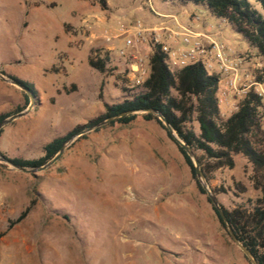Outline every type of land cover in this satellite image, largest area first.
Returning <instances> with one entry per match:
<instances>
[{
    "label": "rangeland",
    "instance_id": "rangeland-1",
    "mask_svg": "<svg viewBox=\"0 0 264 264\" xmlns=\"http://www.w3.org/2000/svg\"><path fill=\"white\" fill-rule=\"evenodd\" d=\"M149 1L0 0L14 20L0 68L41 89L55 79L57 89L55 94L43 90L42 107L35 106L3 128L1 154L9 159L40 158L47 143L101 116L105 103L122 102L137 90L117 53L123 38L108 43L105 36L114 38L121 28L132 30L140 23L153 28L161 20L156 12L175 15L199 30L205 27L214 36L222 32L215 39L240 54L257 55L241 35L205 8L161 5L159 0L156 6ZM249 1L264 12L259 0ZM33 7L41 8L32 11ZM193 15L201 21L191 23ZM67 17L74 56L60 53L63 44L54 40ZM5 23L0 19V26ZM92 55L108 57L105 72L89 66ZM3 64L10 67L2 68ZM53 64L59 73L50 69L44 75L43 69ZM23 93L0 79V115L20 112L25 107ZM221 109L225 117L233 114L225 105ZM192 126L198 129L195 120ZM85 135L53 166L36 174L17 172L0 162V234H5L0 239V264H170L156 256L163 253L172 260L177 257L172 251H183V244L190 251L201 242L211 264H251L199 191L177 145L156 121L147 122L140 114L128 126L107 124ZM196 154L203 156L201 151ZM234 160L233 169L214 172L209 182L228 210L249 207L250 200L260 197L250 181L247 159L237 155ZM32 201L36 203L29 215L10 226ZM175 261L198 264L190 257L171 264Z\"/></svg>",
    "mask_w": 264,
    "mask_h": 264
},
{
    "label": "trees",
    "instance_id": "trees-1",
    "mask_svg": "<svg viewBox=\"0 0 264 264\" xmlns=\"http://www.w3.org/2000/svg\"><path fill=\"white\" fill-rule=\"evenodd\" d=\"M162 1L182 7L195 5L205 8L212 17L223 20L233 31L241 35L250 47L256 50L258 56L264 57V12L257 11L249 0ZM259 1L264 11V0ZM107 61V56L92 55L88 59L90 67L99 72H105ZM149 64L151 72L144 86L132 90L133 93L122 102L105 103V112L101 116L47 143L40 158L10 160L22 166H42L58 153L67 139L102 120L142 109L158 110L185 144L191 146L195 152L203 153V156H199V161L208 182L214 172L223 168L233 169L235 156L242 155L247 159L252 167L250 181L253 188L260 192V197L255 201L250 200L249 207L240 206L233 210H228L223 205L222 207L237 238L251 251L258 264H264V106L261 99L250 93L240 102L236 112L225 117L217 99L218 77L210 75L202 64L172 70L166 62V54L160 44L155 45V52ZM52 71L59 72L57 68H52ZM9 76L29 89L36 99V106L40 105L39 92L33 84L13 75ZM23 94L27 107L29 98ZM139 115H124L109 125L128 126L135 122ZM141 115L147 122L156 121L167 132L189 167L199 191L206 195L196 178L193 161L185 150L173 140L157 116L150 113ZM8 116L10 114L0 115V122ZM194 120L198 125L197 130L192 126ZM2 132L3 130L0 131V135ZM81 138H86V135ZM213 192L217 194L214 189ZM208 201L210 202L209 199ZM35 203L32 201L16 220L10 222V226L22 222ZM212 209L225 229L221 216L213 206ZM4 235L0 234V239Z\"/></svg>",
    "mask_w": 264,
    "mask_h": 264
},
{
    "label": "built area",
    "instance_id": "built-area-1",
    "mask_svg": "<svg viewBox=\"0 0 264 264\" xmlns=\"http://www.w3.org/2000/svg\"><path fill=\"white\" fill-rule=\"evenodd\" d=\"M156 14L161 20L153 28H145L140 23L132 30L121 28L114 38L110 34L105 36L108 43L123 38V45L117 53L126 62L127 77L132 86L142 87L148 80L151 72L149 61L155 52V45L160 44L170 69L202 64L210 75L218 77L217 99L220 107L225 105L234 113L250 93L260 98L264 106V57L240 54L209 32L184 26L175 15ZM192 19L201 21L195 15ZM170 22L174 23L175 29ZM164 32H169L170 38L182 37L180 46L169 44Z\"/></svg>",
    "mask_w": 264,
    "mask_h": 264
},
{
    "label": "water",
    "instance_id": "water-1",
    "mask_svg": "<svg viewBox=\"0 0 264 264\" xmlns=\"http://www.w3.org/2000/svg\"><path fill=\"white\" fill-rule=\"evenodd\" d=\"M0 79L2 81H4L5 83L16 86L21 91H23L29 98V103L25 109H23L22 111H20L18 113H15V114L8 116L7 118L3 119L0 122V131H1V130H3L4 127L11 124L12 122L27 116L33 110V108L36 106V99L29 89H27L25 86H23L22 84H20L16 80H14L8 74L4 73L1 68H0ZM147 113L154 114L155 116L158 117V119L162 122V124L167 129L168 133L172 136L173 140L180 147H182L185 150V152L187 153V155L191 158V160L193 161V164H194L196 178H197L199 184L201 185V187L203 188V190L205 191L206 196L210 200L212 206L216 209V211L221 216L223 223L225 225V229L227 230L230 238L235 243V245L243 252L245 257L248 259V261L251 264H258L256 258L251 253V251L240 242V240L237 238L236 234L234 233L217 195L213 192V190L211 189V187L209 185V182H208V180H207V178H206V176L202 170V166H201V163L199 161V157L197 156L195 150L191 146L185 144L181 140V138L178 136L177 132L175 131L173 126L170 124V122L158 110L151 109V108L150 109H142V110L123 113V114H120V115H117L114 117H109L105 120H102L101 122H98V123L86 128V129L82 130L78 134L71 136L69 139H67L63 143V145L61 146L58 153L52 159H50L46 164L39 166V167H28V166H22V165L16 164L13 161H11L9 158L5 157L1 153H0V162L7 164L8 169H11V170H14L17 172H21V173H26V174H36L37 172H41V171L48 169L49 167L53 166L59 159H61V157L64 155V153L69 149V147L73 144V142L78 137L83 136L89 132H92V131H94V130L102 127V126H105V125L111 123L112 121H115L116 119H118L124 115L147 114Z\"/></svg>",
    "mask_w": 264,
    "mask_h": 264
},
{
    "label": "crops",
    "instance_id": "crops-1",
    "mask_svg": "<svg viewBox=\"0 0 264 264\" xmlns=\"http://www.w3.org/2000/svg\"><path fill=\"white\" fill-rule=\"evenodd\" d=\"M157 1L158 0H153L152 1V3H154L156 6H157ZM160 2L162 1V0H159ZM150 2H151V0H150ZM167 2H161V5H163V4H166ZM2 6H0V10L2 11V15L0 14V19L3 21V22H6L5 24H3V26H0V28L2 29V27H3V30H2V34L0 35V62L1 61H3V60H5V58H6V54H7V48H6V41H5V39H6V35L11 31V22L12 21H14V20H12L11 18H10V15H8L7 14V4L6 3H4V4H1ZM42 7V6H41ZM41 7H33L32 8V11H35L37 8H41ZM186 7V6H185ZM34 13V12H33ZM166 14V13H165ZM210 15V14H209ZM211 16V15H210ZM68 17H69V14H68ZM68 17L66 18V20H64V21H62L59 25H60V29H61V33L59 34V35H56L55 36V41H58V42H60V43H62L63 44V49H62V51L60 52V53H67L68 55H73L74 56V50H73V47H70V46H72V45H70V43L73 41V36L72 35H70L69 34V32L67 31V29H66V27L68 26V24L70 23L69 22V20H67L68 19ZM18 17H17V22H18ZM190 22L191 23H196L193 19H192V16H191V18H190ZM205 22V21H204ZM184 26H187V27H189V28H192V29H194V30H198V31H201V30H199V29H197L196 28V25H191V24H189V23H185V22H181ZM205 24V23H204ZM170 26L172 27V28H174L175 29V25H174V23L173 22H170ZM50 28V27H49ZM51 28H52V26H51ZM203 30H205L206 31V29H205V27L203 28ZM164 38L166 39V41L169 43V44H171V45H173V46H180V43H181V39H180V37L179 36H174V37H172V38H170V33L169 32H164ZM218 37L219 36H222V32H219V33H217L216 34ZM215 35V36H216ZM214 36V37H215ZM58 58H59V53H58ZM57 63V62H56ZM55 63V64H56ZM55 64H53L51 67H48V68H44L43 69V73H44V75H45V72H47V71H50V69H52V68H54V65ZM89 64V63H88ZM4 66H8V67H10L8 64H3V66H2V68L4 67ZM90 66V65H89ZM47 69H49V70H47ZM54 73H59V72H54ZM49 75H52V74H49ZM53 76H55L54 74H53ZM36 89L38 90V92H39V98H40V107H42L43 106V104L45 103V101H46V98H45V96H44V94H43V90L45 91V89L47 90V89H49V90H51L52 92H53V94H55L56 92H57V89H55V79L52 81V83H51V85H48L47 86V88H45V89H41V88H37L36 87ZM48 100V99H47ZM224 115V114H223ZM195 246L190 250V251H188V250H184L185 249V246H184V244H183V251H181L180 252V250L179 251H172V250H168V251H172V253H174V254H176L177 255V257L176 258H191V259H193L194 260V262H196V263H198V264H211L212 263V259L210 258V256L208 257V258H204V255H203V252H202V250H201V248H202V242H201V244H194ZM184 255V256H183ZM188 256V257H187ZM175 258V259H176ZM156 259H159V260H162L163 262H168V263H170L171 264V262L172 261H174L175 259H172V260H170V259H168L163 253H160V254H158L157 256H156ZM173 264V263H172ZM174 264H182V263H177L176 261H175V263Z\"/></svg>",
    "mask_w": 264,
    "mask_h": 264
}]
</instances>
